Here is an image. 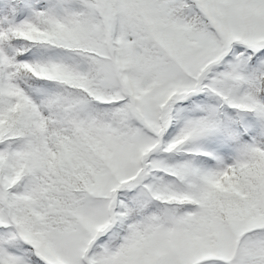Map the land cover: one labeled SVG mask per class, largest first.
Listing matches in <instances>:
<instances>
[{"label":"snow or ice","instance_id":"6c2138e0","mask_svg":"<svg viewBox=\"0 0 264 264\" xmlns=\"http://www.w3.org/2000/svg\"><path fill=\"white\" fill-rule=\"evenodd\" d=\"M0 264H264V0H0Z\"/></svg>","mask_w":264,"mask_h":264}]
</instances>
